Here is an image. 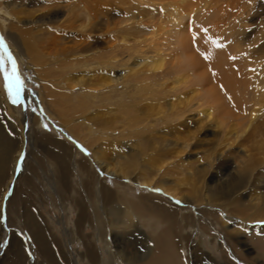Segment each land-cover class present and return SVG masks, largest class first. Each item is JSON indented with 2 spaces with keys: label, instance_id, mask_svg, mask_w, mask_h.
Instances as JSON below:
<instances>
[{
  "label": "rangeland",
  "instance_id": "obj_1",
  "mask_svg": "<svg viewBox=\"0 0 264 264\" xmlns=\"http://www.w3.org/2000/svg\"><path fill=\"white\" fill-rule=\"evenodd\" d=\"M0 3V10L3 12H0V20L1 22L3 21L2 23H0V35L5 38L11 53L17 60L21 79L23 81L21 99H23L26 105L24 111L21 99L18 103L15 104L12 102L11 98L8 96L7 90L4 88L3 77L2 75H0V90L4 98V102L8 106L9 110H11L9 112L14 115L13 118L15 119L13 120L9 118L7 114H4V107L0 104V108L2 107L0 109V153L2 152L3 159L5 158L0 172V204L1 197L3 193H5L4 190L7 183L11 182L10 184H12L10 195L7 196L6 191L4 198L6 202L4 221H1L0 217V233L2 234V240L0 242V264L3 259V254L5 253L4 251H6L7 248H10L13 243L16 244L21 240V244L24 248H26L27 250L33 248L32 246H30V238L28 239V236H26L23 231L14 224L12 220L8 221V211L12 209L10 203L13 199H17L19 201L21 200L19 206V210L21 213L23 210H26L28 214L32 213L33 215H36L38 219L43 220V223H45L46 227H49L50 229L52 228L49 233L51 240L54 241L58 247L60 245V247L64 249V251L68 255L70 264H72L73 256L71 255V253L73 251L71 248H67V245L69 240V233L72 230L71 228L74 226V221L76 219L75 206L74 203H72V201L74 200L72 199L73 193H70V188L66 190L62 187L61 183L58 182L57 179L60 178V176L57 175L58 170L55 164V159L52 158V154L62 152L64 154L66 153V156L70 158L71 156H73L75 149L79 152L76 155V159L85 160V163L83 164L82 175L80 174L72 176V179L74 180L73 182H75V189H77V192L79 190V194L83 195L81 184L78 183V178H83L86 180H84L85 182H89L91 179L89 175H91L92 172L93 174H95L96 172L95 175L98 174L99 177H104L103 179L106 182L105 185H107V189L109 187L111 191H119L121 193L123 192L127 198L132 200L130 209L133 212L134 223L132 225L133 228L131 227V229L127 230V232H131V234L129 235L130 237H124L121 235V233L120 235L114 234L113 236L112 234H110V232H108V227H105L106 239L109 241L111 246L110 252H116L118 256H121V259H118V262H113L114 259L112 258L111 260L109 255L106 254L105 251H103V244L99 243L98 247L101 248V252L98 253L99 261L97 264H122V259H124L122 255L124 254L127 257H130L132 252V255H134L135 253V255L140 257L142 255V252H146V248H148L149 242L145 236L140 237V232L143 231V233L147 234L146 236L151 235L149 227L156 225L154 224L155 222H157L158 227L157 229H154L157 231H154L152 235L165 228L164 224H160L156 219H151L150 216H147L146 213H143L141 215L138 214V209L142 206L139 204V200L145 202L146 199L153 198L157 200L158 203L162 201L161 203L164 204L169 201L171 202V204H174V199L170 196L163 195L159 189L137 187L135 185L136 174L141 175L143 178L148 179L153 183L157 182V185L159 186L162 185V183L160 184L159 182L161 180H164L165 186L169 187L171 185L168 182H171L173 180L183 182V180L187 178L188 180L186 179L184 181L186 184H191L192 186L196 185L197 187L199 185L197 184V181L200 180L196 181L194 180L195 178L192 177L193 182H191V180L188 178L187 172H193L195 170L198 171V169H200V167L203 166L205 162H207L208 160L216 159L214 160L216 164L220 165L222 163V169H228V176L233 175L238 179L237 181L234 180V177H232L233 179L229 180L227 176L226 178L223 177V180L227 179L229 180V183L231 181L232 183H235V181L241 182V184H237V187L239 189L237 190L238 192L235 193L236 195L234 194L233 196H229L230 193L222 191V184H220L219 187L216 184H212V186H210L209 188L212 189L216 185L217 189H209V192H203V190L201 189L202 187L198 186L199 189H197V193L196 190L192 192V189L190 188L191 185H183L178 192L184 194L185 197L187 199L189 198L190 201L194 200L196 203L192 205H197L196 207L199 208V211L201 212L200 214L205 211L202 208L207 207L208 203L210 208L212 207L213 210H211V213H216L217 218H220L217 213H222L225 219L227 218L229 220L228 223H226L228 233H232L231 231L234 230L233 223L235 221L232 220L233 218L239 219L238 214L243 215L241 216L242 218L240 217L242 220H244L245 222L248 221L245 223L246 225L252 224L255 221H259L258 218L261 217L258 216L260 215V212H257V208L261 207V211L264 212V190L260 189L262 184H260L259 182L264 181V156H258L259 154L257 150L253 151V142L256 141L257 143L258 141H262L261 138H264V0H33L32 2L31 0H0ZM6 4L10 6L9 8H11L12 13H16V11L21 12L20 17L22 18L23 23H18L12 17L9 18V16L4 13L5 11H8L5 8ZM13 5L14 7H12ZM73 15L76 17H74ZM86 16H88L89 20ZM63 21L67 22L63 23ZM200 25H204L206 27L205 29L207 30L208 34H215L218 39L223 40L227 43L238 41V43L241 45L240 50H244V52L246 50H252L255 51L256 54L257 49L259 65L257 63L254 72L248 74V76H250V84H248L247 86L248 90L246 92V99L244 101V103L246 102V100L249 101H247L248 103L244 104V120H246L247 122L251 117H253L255 119H253V126L255 127L256 132L253 131L252 133L251 130L247 129V133L243 134L242 139L240 140V143L243 144V147L247 148H245L247 152L249 149V155L254 158L255 154L257 153L256 157L254 158L255 162L252 167H250L251 169H248L246 165L240 164L243 157L236 152L237 150L230 151L231 154L228 153L229 156L228 154H225V157L223 156L220 159L218 157V154L222 149V144L219 145V143H221V140L223 141L224 133H229V131H232V133L241 134V131H239L238 128H234V125L237 123L233 120L224 121V125H219L218 129L222 131L221 129L223 128V131L217 136L209 134L203 138V136L201 135V145L199 146V148L193 149V151L189 153L190 157L188 159V162H185V159H187V157L185 159H182L181 163L183 165H180V163H176V161L174 162L172 160L175 156L173 155L175 154V151H178V149H180V144L182 143L181 139H183L182 137L186 136V132L184 131H192L196 129L195 127L201 125V122L199 120L202 119V115L195 117L194 120L191 119L193 120L192 123H195L193 127L188 126V128H185V126L183 127L180 125H176V123L178 124L183 115H195L197 111H201L202 109L198 107V101L196 98L195 101L189 99L191 96L188 93L190 92L191 88L187 86L186 88L183 86V84H179L177 86L178 89H175L176 91L170 90V82H172L174 78L177 77L176 72H173L171 66H173L176 61L179 60L180 62L183 60V56L181 55V46L178 41V39H180L179 36L183 35L184 33L188 34L187 36L191 39L192 27L193 29H197V26ZM50 26L54 27L51 28ZM80 29L82 31H80ZM10 32H12V34ZM47 34L48 36H50L48 37ZM17 35H19L20 37H18ZM122 38H125L126 42L123 43L121 41ZM244 41H246L247 44H243ZM27 45H30V47L39 48V51L41 53V58L39 60V62L41 61V63H38L39 66H37V63H35L36 66L34 65V62L36 61L33 60L26 51ZM23 54L25 55V57ZM159 57H161L163 64H165L162 66L161 72H163L164 74L167 73L169 75L166 76L167 78L163 79L161 78V76H159V74H157L155 79H151L149 78V75L144 73L149 69V67L145 65L141 67L140 64L142 65V61L145 59L154 60ZM49 58L52 61L49 60ZM77 58L78 60L76 61ZM61 61L63 65L58 64H61ZM68 61L70 63H68ZM78 61L79 65H81L80 63H84L86 61L85 63H91V66L90 68L78 69L76 71L69 70L71 69L70 67H73V65H75V67H78L76 66V63H78ZM109 61L111 62V64H107ZM97 63H100L101 65L98 66L96 65ZM133 64H135V66H133ZM103 66L111 68L113 70V76L115 78V83L113 84L114 88L109 93L102 91L101 88L94 90L90 83H87V81L83 83V86H78L75 88L76 90L70 95V98H72L73 101L71 99L70 102L68 100V97H66L67 93H64V95L60 94V98H56V101L51 100L46 93V90L48 88H51V90H56L57 88V90H61L63 82L67 77L71 75V73L73 74L76 72L77 74H79L80 72H83L84 75L93 76L95 74L93 72L97 71L96 69L101 68L105 70L106 68H104ZM258 68H260L259 72L257 71ZM44 69L47 71H44ZM84 70L87 71L86 74ZM39 73H41V75ZM126 73L127 76H125ZM95 75L94 77H92L94 81H97L102 76H98V72ZM49 76H51L53 79L50 80L51 78ZM195 78L196 77H194L193 75H190L189 77L190 80H193ZM55 79H57L58 81ZM258 86L259 88H257ZM261 88H263V91L260 90ZM157 92L160 93V95L163 97H161ZM198 92L201 93L200 91ZM42 94L47 98L39 99L38 95ZM157 94L159 96H157ZM152 96H154L153 98L155 100L152 99ZM157 97L161 99L159 100ZM75 98H77V100H75ZM83 98H85V101ZM166 98L169 99L167 100ZM178 98L183 100L186 105H180L179 108L176 107L173 110H169L168 103L166 101L174 102V104L176 105L178 104ZM37 100L39 101V103ZM54 102H56L57 105ZM90 102H92V104ZM152 102L153 104H156L154 105L155 107H152ZM84 103L85 106L83 107ZM76 106H80V108H76ZM53 107L55 108L56 112L54 111ZM137 107L139 109H136ZM159 107L162 108L160 109ZM46 108H48V110ZM128 108H130V110ZM122 111L123 113L129 111L133 114L135 111H137V114L135 115L138 117L140 116L142 120L139 118V121L138 123H136V125L134 124L130 126L129 121L125 118V115L122 113ZM146 112L150 114L144 115ZM62 117L64 118V120L67 119V121H70L72 119L71 121H76L75 123L82 122L81 128L79 129V134L76 133L77 130H73L74 132H72V130L67 132V134H69L74 139V141L66 137V131H64V127H62ZM214 118L215 115L212 114L211 119L214 120ZM196 122L200 124H197ZM18 123L20 127L18 126ZM24 124L27 125L28 129L26 133L27 139L22 136L24 134ZM173 125L177 126V132H181L182 136L178 137L175 134L170 135V130H168L167 128H170ZM32 129H35V131H33ZM124 129L126 130V133L132 132V134H121V131H124ZM207 129L209 131H216L213 127H208ZM13 130L15 133H13ZM98 131L110 133L113 136L110 137L112 141L118 140L120 141V143L122 142L124 144H127L129 151H126L124 149V145H119L120 143L118 144V146L120 147L117 146V148L121 149L119 152H122L125 157L127 156V159H131L130 169L132 168L133 170L129 169V171L134 172V175H129V177L125 179V181H123L119 178H114L110 175H106V173L99 174L97 172L98 168H96L94 162L92 161L91 154L89 153L90 150L88 149L87 145L90 144L91 141L95 140V137L102 136L101 134H98L100 133ZM74 135H76L77 138H75ZM74 142H76L77 144ZM130 145L132 146L131 148ZM215 150L217 151V153L215 152ZM254 152L255 154H253ZM18 154L20 155L19 161L21 160V157L24 156L20 166H16L19 172L14 175L15 180L14 178H12V181H8L12 176L14 157ZM186 154L184 156H186ZM235 154L238 155L236 156ZM115 157L116 155L112 157V160L115 161ZM227 157H229V159ZM141 158L145 159L143 160ZM205 158L207 160H205ZM118 160L119 159H116V161ZM148 160H155V162L151 164V166H153L152 169L159 168L163 172L159 173L158 176H155V174L152 171L150 172V169L148 168ZM197 160L200 161L196 162ZM238 160H240L239 163L237 162ZM119 161L122 162L121 160ZM50 162L52 165H50ZM173 162L174 164H171ZM244 162L245 161H243V163ZM165 163L167 165H164ZM236 163L238 164L237 166ZM186 164L193 165L187 166ZM239 165L241 168L239 167ZM50 168H52V170H50ZM99 172L101 173L102 171ZM210 172L211 173L209 174L213 173V171ZM215 172L216 171H214V173ZM85 176H89V178H84ZM224 185L225 183L223 184V187ZM194 192L197 195H195ZM190 197L192 198L190 199ZM182 203L184 205L182 204L181 207L184 209V211L187 208V210L190 209L191 204L188 203V205L186 202ZM218 206H222V208L226 207L228 210H220L218 209ZM247 207L251 211L253 210V213L249 211ZM253 214H255V216H253ZM202 215L205 218L207 217V214L205 213ZM119 219H122V217L119 216ZM138 219L141 220L139 223H137ZM260 221H263L262 218L260 219ZM134 226L141 227V231L139 230L138 232H135L137 228ZM115 227H117L116 231L119 232L118 227H120V225L115 224ZM68 229L71 230L68 231ZM87 232L89 231L87 230ZM241 234L243 235V237L239 236L238 240L250 239L251 243L253 242L252 247H254V251L264 256V236H257L256 234L244 236V233L242 232ZM15 235L19 236V239ZM114 237L116 239H114ZM190 243L191 242H189L187 245L189 253L192 252ZM205 246L206 250H210L209 252H212L213 256L216 255L215 252L211 251L208 244H206ZM73 250H76L78 252L84 251L82 246L79 244L74 245ZM26 255L28 257V254ZM33 255L37 258V255ZM190 257H192V255ZM28 260L31 261V259ZM142 263L144 264L145 262ZM131 264L139 263L138 260H134Z\"/></svg>",
  "mask_w": 264,
  "mask_h": 264
},
{
  "label": "bare ground",
  "instance_id": "obj_2",
  "mask_svg": "<svg viewBox=\"0 0 264 264\" xmlns=\"http://www.w3.org/2000/svg\"><path fill=\"white\" fill-rule=\"evenodd\" d=\"M32 1L33 0H31V2ZM3 2H5V1H3ZM9 7L10 6H8L7 4L5 5V8L8 11L7 12L5 11L4 13H6L9 16V18L12 17L18 23H21L23 21L22 18L20 17L21 12L16 11V13H12L11 8H9ZM12 7H14V5ZM17 7H19V6H17ZM51 10H49V11H51ZM0 12H2V11L0 10ZM41 12H42V10H41ZM74 17H76V16H74ZM86 17L88 19V16H86ZM2 22L0 20V23H2ZM36 22H38V21H36ZM65 22H67V21H65ZM65 22L63 21V23H65ZM33 23H35V22H33ZM50 27L52 28L54 26H50ZM197 27H198L197 29H193V27H192V30H191L192 31L191 32L192 38L191 39L187 36L188 34L183 33V35L179 36L180 39H178V41H179L180 46H181V55L183 56V58H182L183 60L180 62L178 60L173 64V66H171V69L173 70V72L174 71L176 72L177 77H175L174 80L172 82H170V85H171L170 90L173 91L175 89H178L177 86L179 84L180 85L183 84L184 87L187 86V87L191 88L190 92L188 93L191 96L189 99L192 101H195V98H196L198 101L197 102L198 107L202 109V110L200 109L201 111H197V112L195 111L196 112L195 115H191V114L187 115V116L183 115L182 118L179 120L178 124L176 123V125H180L183 127L185 126V128H188V126L193 127L195 124V123H192L194 118L202 115V119L199 118L201 125L198 127H195L196 129H194L192 131L191 130L184 131V132H186L185 133L186 136L182 137L183 139H181L182 143L180 144L181 145L180 149H178V151H175V154H173L175 156L173 157L172 160L174 162L176 161V163H180V165H183L181 163V161H182V159H185L187 157V159H185L186 160L185 162H188V159L190 157L189 153L191 151H193V149L199 148V146L201 145V135L203 136V138L209 134H213L214 136H217V135L221 134L223 131V128L221 129L222 131H220L218 129L219 125H221V126L224 125V121L233 120V121H236V123H237L234 125V128H238V130L241 131V134L232 133V131H229V133L225 132L226 134L224 133V135H223V137H224L223 141L221 140V143H219V145L222 144L221 145L222 149H221L220 153L218 154V157L220 159L225 154H228V153L231 154L230 151H232V150L236 151L237 150L236 152L243 157L240 164L246 165V167L249 169L254 164V162H255L254 158L256 157L257 153L256 154H255V152L253 153V154H255L254 158L251 155H249L248 154L249 149L247 152L246 151L247 148L245 147L246 148L245 149L243 147V144L240 143V140L242 139V135L247 133L246 132L247 129L251 130L252 133H253V131H255V127L253 126V124H254L253 119L254 118L251 117L249 119V121H247V122H246V120H244L245 119V110H244L245 106H244V104L249 102L248 100H246V102L244 103V101L246 99L245 95H246V92L248 90L247 86H248V84H250V76H248V74L251 72H254L256 64L258 63L257 49H256V54H255V51H252V50H246L244 52V50H240L241 45L238 43V41L227 43L223 40L218 39L215 34H211V33L208 34V32H205L204 30L206 27L204 25H200ZM65 29H67V28H65ZM80 31H82V30L80 29ZM10 33L12 34V32H10ZM49 34H50V32H49ZM17 36L20 37L19 35H17ZM47 36H48V34H47ZM194 36L196 37L195 40L193 39ZM207 37H210L212 40H216L218 42V44L221 46L220 47H214L210 43V41L207 39ZM14 38H16V37H14ZM121 41L124 43V42H126V39L122 38ZM44 42H46V41H44ZM245 43L247 44L246 41L243 42V44H245ZM85 45H84V47H85ZM70 49H72V48H70ZM22 51H24V50H22ZM26 51L28 52L29 56L32 57V59L36 61V62H34V65H35V63H37V66H39L38 63H41V61L39 62V60L41 58V53L39 51V48L30 47V45H27ZM91 54H92V52H91ZM205 54L209 55L210 58L205 59L204 58ZM73 56H75V55H73ZM24 57H25V55H24ZM94 57H95V55H94ZM201 57H203L204 59ZM49 60H51V59L49 58ZM77 60H78V58L76 59V61ZM86 60H87V58H86ZM90 60H91V58H90ZM85 62L80 63L81 65H79V61H78V63L75 62L77 64L76 66H78V67H75V65L72 64L73 67H70L71 69H69V70L76 71L78 69L90 68L91 63H85ZM68 63H70V62L68 61ZM142 63H143L142 65L140 64L141 67L143 65L149 67V69L147 67L148 70L145 69L146 72H144V73L149 75V78H151V79H155L157 74H159V76H161V78H163V79L167 78L166 76L169 75L167 73L164 74L163 72H161L162 66L165 65V64H163L161 57L154 59V60L145 59L142 61ZM58 64L63 65L62 61H61V64L60 63H58ZM107 64H111V62L109 61ZM96 65L100 66L101 64L97 63ZM258 65H259V63H258ZM133 66H135V64H133ZM103 67L106 69L103 70L101 68H98V69H96L97 71H94V72L92 71L95 74L98 72V76L102 75L97 81L95 80L96 82L94 81V79H92V77H94L95 74L92 76V75H84L83 72H80L79 74H77L75 72L73 74L71 73V75L65 79V81L63 82L61 90H57L58 88L56 90L55 89L51 90V88H48L46 90V93L51 100H55L56 98L59 99L60 94L64 95V93H67L66 94L67 96L66 95L65 96L68 97V100L70 102L72 99V98H70V95L76 90L75 89L76 87L83 86V83L85 81H87V83H90V85L92 86V88L94 90L101 88L102 91L109 93L114 88L113 84L115 83V78L113 76V70L111 68H108L105 66H103ZM42 68H43V66H42ZM44 71H47V70L44 69ZM170 71H168V72H170ZM257 71L259 72L260 68H258ZM36 72H37V70H36ZM84 72L86 74L87 71L84 70ZM50 73H52V72H50ZM127 73L125 76H127ZM39 74L41 75V73H39ZM49 75H52V74H49ZM133 75H135V74H133ZM190 75H193L196 78L193 80H190L189 79ZM261 75H263V74H261ZM55 76H54V78H55ZM49 77L51 78L50 80L53 79L51 76H49ZM84 77H85V79H84ZM95 77H96V75H95ZM35 79H37V78H35ZM57 79H55V80H57ZM259 86L257 88H259ZM45 88H46V85H45ZM262 89L263 88H261L260 90H262ZM53 90H55V91H53ZM88 91H89V89H88ZM198 91H200L201 93H199ZM78 92H79V90H78ZM93 92H98V91H93ZM158 94L160 95V93H158ZM158 94H157V96H159ZM153 97L154 96H152V99H154ZM161 97H163V96H161ZM263 97H264V93H263ZM38 98L41 99V98H47V97H44V95L42 94V95H38ZM157 98L159 100L161 99L159 97H157ZM83 99L85 101V98H83ZM152 99H151V101H152ZM163 99H165V98H163ZM178 99H179L178 104H176V105L174 104V102L166 101L168 103L169 110H173L176 107L179 108L180 105H186L183 100H181L180 98H178ZM34 100H36V99H34ZM75 100H77V98H75ZM61 101H62V99H61ZM72 101H73V99H72ZM260 101H262V100H260ZM153 102L151 104H153ZM158 102H160V101H158ZM38 103H39V101H38ZM54 103H56V102H54ZM90 103L92 104V102H90ZM0 104L4 107V110L6 112L5 113L3 111L4 114H7L9 118L15 120L13 118L14 115H12V113L9 112L11 110H9L8 106L4 102V98H3V95L1 93V90H0ZM67 104H69V103H67ZM56 105H57V103H56ZM154 105H156V104H153L152 107H155ZM84 106H85V103H84L83 107ZM88 106H89V104H88ZM90 106H92V105H90ZM47 107H48V105H47ZM93 107H94V105H93ZM126 107H129V106H126ZM250 107H251V105H250ZM76 108H80V106H76ZM90 108H92V107H90ZM46 109L48 110V108H46ZM123 109H125V108H123ZM128 109L130 110V108H128ZM136 109H139V108L137 107ZM64 110H66V109H64ZM54 111H55V108H54ZM142 111H143V109H142ZM162 111H164V110H162ZM135 112L133 114L129 111L125 112V113H123V111H122V113L125 115V118L129 121L130 126L134 125V124L136 125V123H138V121H139L140 116L139 117L136 116L135 114H137V111H135ZM147 112L144 115L148 114ZM149 112H151V111H149ZM160 112H161V110H160ZM60 113H62V112H60ZM212 114L215 115L214 120L211 119ZM76 115H77V113H76ZM191 119H193V120H191ZM61 120H62V124H63V125L62 124L61 125H62V127H64V131H66V133H65L66 137H68L74 141V139L69 134H67V132H69L70 130H72V132H74L73 130H75V131L77 130L76 133L79 134V129L81 128L82 122L81 123H75L76 121H71L72 119L70 121L69 120L67 121V119L64 120V118ZM94 121H96V120H94ZM144 121H145V117H144ZM197 124H200V123H197ZM176 125H173L167 129L170 130V135L175 134L176 136L180 137L182 135H181V132L180 133L177 132V128H176L177 126ZM18 126L20 127L19 123H18ZM85 126H87V125H85ZM208 127H213L214 130H216V131H209L207 129ZM132 128H133V126H132ZM27 131H28L27 125L24 124V134L22 136H24L25 139H27V136H26ZM33 131H35V129ZM125 131H126L125 129H124V131H121V134L122 133L132 134V132L126 133ZM136 131H137V129H136ZM90 132H92V131H90ZM98 132H100L98 134H101L102 136L95 137L96 139L91 141L90 144L87 145L88 149L90 150L89 153L91 154L92 161L94 162L96 168H98L97 172L99 174L106 173V175H110L114 178H119L123 181H125V179H127L129 177V175H131V174L134 175V172L129 171V169L131 167V165H130L131 159L130 160L127 159L126 158L127 156L125 157L122 154V152H119L121 149L117 148L120 141H118V140L112 141L110 139V137H113V136L110 133H105V132H101V131H98ZM134 132H135V130H134ZM13 133H15L14 130H13ZM85 133H86V130H85ZM74 137L77 138L76 135H74ZM261 137H262V135H261ZM104 138H106V139H104ZM133 138H134V136H133ZM261 139H262V141H258L257 143H256V141L253 142L254 143V145H253L254 150L253 151L257 150V152L259 154L258 156H261V155L264 156V138H261ZM261 139H259V140H261ZM33 140H32V142H33ZM57 141H59V140H57ZM23 142H24V140H23ZM25 143H26V141H25ZM66 145H67V142H66ZM119 145H124V149L126 151H129L127 144H124L121 142ZM118 147H120V146H118ZM131 147L132 146L130 145V148ZM172 150H174V149H172ZM131 151H133V150H131ZM215 152L217 153L216 150H215ZM78 153L79 152L75 149L73 156L70 155L71 156L70 158L66 156V153L64 154L62 152L52 154V156H53L52 158L55 159V162H56L55 164H56V167L58 170L57 175L60 176V178L57 179L58 182L61 183V185L64 189L68 190L70 188V190H69L70 193H73L72 199H74V200L72 201V203H74V206H75L76 219L74 221V223H75L74 226L71 228L72 230L70 229L71 230L70 231L68 229V231H70V233H69V240H68V245H67V248L69 247L73 251L71 253V255L73 256L72 264H97L99 261L98 253L101 252V248L98 247L99 243L103 244V246H104L103 251H105V253L109 255L111 260L113 258L114 259L113 262L114 261L118 262V259H121V256H118V254L114 251L110 252L111 246H110L109 241L106 239L105 227L106 226L108 227V232H110V234H112L113 236H114V234L120 235V233H121V235L124 237L125 236L130 237L129 235L131 234V232H127V230L131 229V227L134 223L133 212L130 209L131 204H132V200L127 198L123 192L121 193L119 191H111L109 189V187L107 189L106 188L107 185H105L106 182L103 179L104 177L101 178L98 176V174L95 175L96 172H95V174H93V172L92 173L90 172L91 175H89V176L91 179L89 182H85L86 180L83 178H78L79 179L78 183L81 184L83 195L79 194V190L77 192V189H75V182H73L74 180L72 179V176L80 175V174L82 175L83 164L85 163V160H77L76 155ZM155 153H156V151H155ZM152 154H154V153H152ZM185 154H186V156H184ZM114 155H116L115 161L112 160V157ZM228 156H229V154H228ZM170 157H171V155H170ZM227 158L229 159V157H227ZM230 158H232V157H230ZM19 159H20L19 154L14 157V161H13L14 164L12 166V176L8 181L13 180L12 178H14L15 172L17 170L16 166H17V162L19 161ZM116 159H119L122 162H120L119 160L116 161ZM141 159H143V158H141ZM4 160H5V158L3 159V155L1 152L0 153V172H1V168L3 166ZM205 160H207V159L205 158ZM214 160H216V159H214ZM214 160H208L207 162H205V164L203 166L200 167V169H198V171L197 170L193 171L194 173L191 171L187 172L188 178L191 180V182H193L192 177H194L195 178L194 180H196V181L200 180V181H197V184H199L198 186L202 187L201 189L203 190V192L204 191L209 192V189H211L209 187L212 186V184H216L218 187L220 186V184H222V191H226V193H230L229 196H233L236 192H238L237 190L239 188L237 187V184L239 185V184H241V182H237L238 179L233 175L228 176L229 175L228 169L224 168L225 165L223 166L224 169H222V166H221L222 163L220 165L216 164ZM169 161H167V162H169ZM198 161H200V160H197L196 162H198ZM239 161L240 160H238L237 162L239 163ZM243 161H245V162L243 163ZM154 162H155V160H150V161L148 160L147 165H148V168L150 169V172L152 171L155 174V176H158V174L162 173L163 171H161L159 168L158 169H152L153 166H151V164H153ZM174 162L171 164H174ZM166 163L164 165L168 164V163L167 164ZM50 165H52L51 162H50ZM186 165L189 166L191 164H189V165L186 164ZM237 165L238 164L236 163V166ZM143 166H145V165H143ZM239 167H240V165H239ZM194 168H196V167H194ZM50 170H52V168H50ZM99 171H102V172L100 173ZM183 171H184V169H183ZM210 171H213V173L209 174V173H211ZM214 171H216V172L214 173ZM236 172H237V170H236ZM182 174H184V173H182ZM237 175H238V173H237ZM89 176L88 177L85 176L84 178H89ZM223 177H225V178L227 177V178H229V180L233 179L232 177H234L235 178L234 180H237V181H235V183H232V181L229 183V180H227V179L223 180L222 179ZM135 179H136L135 185L137 187L159 189L163 195L170 196L171 198H173L175 203L171 204V202L168 201V202L162 204L161 203L162 201L158 203V201L153 199V198H152L153 200L152 199H146L145 202H143L142 200H139V204L142 206L139 207L138 214L141 215L143 213H146L147 216H150L151 219H156L160 224H164L165 228L163 230H160L158 233L152 235V233H154V231H157L154 229H157V227H158L157 222H155L154 224H156V225L149 227L151 235L146 236L147 234L143 233V231L140 232V237L145 236L146 239H148V241H149L148 242V248H146L147 249L146 252L145 253L142 252V255L140 257L135 255V253H134V255H132L133 252L131 253L130 257H127L126 255L123 254L122 257H124V259H122L123 260L122 264H131V263H133L134 260H138L139 264H143L142 262H145L144 264H264V256H262L258 252L256 253L254 251L255 249H253L254 247H252L253 242L251 243L250 239L249 240H247V239L246 240L245 239L238 240L239 236L243 237L241 232L244 233V236L245 235L248 236V235H252V234H256L257 236L258 235L264 236V212L261 211V207L257 208V212L258 211L260 212V215H258V216L261 217L263 221H260L261 218H258V220H259V221L257 220L258 222L255 221L252 224L246 225L245 223L248 221L245 222L244 220H242L241 216H243V215L238 214L239 219L233 218V220H232V221H235L233 223L234 230L231 231L232 233H228L226 223H228L229 220L227 218L225 219V217L222 215V213L218 212L217 215L220 218H217L216 213H214V214L211 213L213 211L212 207L210 208L209 203L207 204L205 202L207 204V207L203 206L204 208H202L205 210L202 212V214H204V213L207 214V217L205 218L202 214H200L201 212L199 211V208L196 207L197 205L193 206L194 203H196L194 200L190 201L189 198L187 199L184 194L178 192L183 185H191V184H186L184 182L187 178H185V180H183V182L174 181V180L171 182H168L171 185L169 187L165 186L164 180L159 181L160 184L162 183V185L159 186V185H157V182L153 183L152 181H149L148 179L143 178L141 175L136 174ZM164 179H166V178H164ZM159 182H158V184H159ZM257 182H258V180H257ZM257 182H256V184H257ZM259 182H260V184H262L260 189L264 190V181H259ZM10 183L11 182L7 183L5 190H4L5 193H3L2 197H1L0 217H1V205H2L3 201L5 202V199H4L5 194H6V191H8L7 189L9 187ZM224 183H225V185L223 187ZM166 184H167V182H166ZM72 185H73V187H72ZM216 185L214 186V188H212L213 190L217 189ZM198 186L196 187V185H194V186L191 185L190 188L192 189V192L196 190V193H197L198 192L197 189H199ZM71 188H72V191H71ZM184 192H185V190H184ZM241 192H243V191H241ZM194 194H195V192H194ZM249 194H251V193H249ZM195 195H197V194H195ZM191 198L192 197H190V199ZM204 201H206V200H204ZM182 202H184V203L186 202L187 204L188 203L191 204L190 209L187 210L188 209L187 208L184 211V209L181 207V205L183 204ZM20 203H21V200L20 201L17 199L12 200V202L10 203V206L12 207V209H10L8 211L9 212L8 221L12 220L14 222V224L17 225V227L20 230H22L26 236H28V239L30 238L31 245L30 244L29 245L32 246L33 248L27 250L21 244V240H20V242L18 241L16 244L13 243L11 247L9 246L11 244L10 243L8 245L10 248H7L6 251H4L5 253L3 254V259L1 261V264H32V263L33 264H70V261L68 259V255L66 254L64 249L61 248L60 245L58 247L56 245V243L51 240L49 233H50L52 228L50 229L49 227H46L45 223H43V220L38 219L36 217V215H33L32 213L28 214V212L26 210H23L21 213L19 210ZM223 206H224V204H223ZM199 207H200V205H199ZM218 207L217 208L220 210H224V211L228 210L226 207H223V208H222V206H218ZM228 208H229V206H228ZM247 209H248V207H247ZM248 210L251 211L250 209H248ZM70 216H71V214H70ZM119 216H121L122 219H119ZM253 216H255V214H253ZM253 216H252V219H253ZM34 217H35V219H34ZM114 218H115V220H114ZM140 221L141 220L138 219L137 223H139ZM115 224L120 225V227H118L119 232L116 231L117 227H115ZM134 227L137 228V230H135L136 228L134 229L135 232H138L139 230L141 231V229H142L139 226L138 227L134 226ZM87 230L90 233L87 232ZM179 232H180V234H179ZM53 235H54V233H53ZM1 236H2V234L0 233V242L2 240ZM15 236H17V235H15ZM17 238L19 239V236H17ZM114 239H116V238L114 237ZM57 240H58V238H57ZM189 242H191L190 246H191V251H192L190 253L188 252V246H187ZM76 244L81 245L84 251L78 252L76 250H73V246ZM206 244H208L211 251L216 253L215 256L212 255V252H209L210 250H206V246H205ZM64 245H66V244H64ZM0 247H1V244H0ZM26 254H28V257ZM33 254L37 255V258ZM191 255H192V257H190ZM28 259H31V261H29ZM70 260H72V259H70ZM106 261H107V259H106Z\"/></svg>",
  "mask_w": 264,
  "mask_h": 264
},
{
  "label": "snow or ice",
  "instance_id": "obj_3",
  "mask_svg": "<svg viewBox=\"0 0 264 264\" xmlns=\"http://www.w3.org/2000/svg\"><path fill=\"white\" fill-rule=\"evenodd\" d=\"M204 31L207 32L206 29ZM195 38L194 36L193 39L195 40ZM207 39L214 47L221 46L216 40H212L210 37H207ZM204 58L209 59L210 57L205 54ZM0 75L3 77L4 88L7 90L8 96L14 104L18 103L23 90V81L21 79L17 60L11 53L2 35H0ZM21 159H23V157H21Z\"/></svg>",
  "mask_w": 264,
  "mask_h": 264
}]
</instances>
